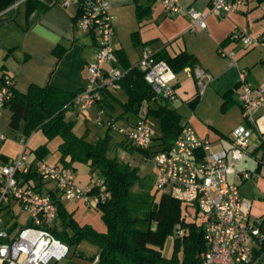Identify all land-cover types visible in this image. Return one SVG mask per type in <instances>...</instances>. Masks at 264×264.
<instances>
[{"label": "built area", "instance_id": "obj_1", "mask_svg": "<svg viewBox=\"0 0 264 264\" xmlns=\"http://www.w3.org/2000/svg\"><path fill=\"white\" fill-rule=\"evenodd\" d=\"M22 1L16 2L11 9ZM71 1L62 0V4L67 6ZM155 1L170 17L187 15L191 22L190 32L206 30L208 15L225 18L238 13L250 2L211 0L205 13L193 7L183 8L180 0ZM77 27L85 32L94 29L97 34L94 59L86 64L88 83L75 101L76 111L85 114L94 108L101 91L120 88L118 80L125 72L115 65L114 27L104 0L87 2ZM228 43L248 50L264 44V34L252 38L241 29H234ZM217 53L223 59L232 60L233 51H226L222 45L218 46ZM232 64L237 65L236 62ZM136 67L156 98L171 103L179 101L174 87L176 75L165 62L155 61L153 54L145 51ZM194 71L204 89L212 80L211 76L199 68ZM238 77V98L244 124L228 137L229 149L213 151L210 140L200 137L187 120L171 148L150 158L157 172V190L176 201L195 204L205 218L203 230L208 249L201 264H246L251 258L254 237L259 235L257 223L251 219V205L242 198L238 187L228 182L227 176L248 154L253 139L264 141V82L252 85L247 69H238ZM14 86V79L4 74L0 79V110L10 100ZM100 116L101 112H98L96 122L99 126ZM110 126L140 149H149L152 144L154 130L146 115L140 114L132 126ZM5 139L0 133V143ZM18 141L25 149V140ZM30 170L54 185L58 200L83 202L85 207L95 209L107 197L100 179L93 183L98 191L90 194V188L84 189L75 183L71 168L39 159L29 161L24 151L15 159L0 164V264H59L69 253V248L48 230L57 218L55 200L38 192L31 180L23 181L22 176ZM243 176L247 178V175ZM11 202L27 216V223L13 236L4 228L2 215L3 208ZM176 229L178 235H182L180 226Z\"/></svg>", "mask_w": 264, "mask_h": 264}, {"label": "trees", "instance_id": "obj_2", "mask_svg": "<svg viewBox=\"0 0 264 264\" xmlns=\"http://www.w3.org/2000/svg\"><path fill=\"white\" fill-rule=\"evenodd\" d=\"M18 1L21 0H0V25L10 21L16 22L21 8L26 17L35 10L45 11L48 8L43 0H24L16 8L11 9ZM76 1L80 11L72 20L75 27L86 3L96 0ZM254 1L256 5L264 3V0ZM135 2L138 18L142 21L148 17L150 10L140 4V0ZM88 32L97 38L94 29ZM229 36L230 34L226 43ZM133 41L137 44L138 38L134 36ZM65 52L66 49L60 45L53 50L57 63ZM114 53L115 65L118 67V63H121L117 55L119 52L114 50ZM153 58L155 61L165 62L174 73H179L187 67L194 68L196 65V59L185 52L175 56L155 54ZM121 70L125 75L118 80V84L119 90L126 95V101L120 103L123 110L120 117L125 119L127 114L138 117L140 114L146 115L157 123L158 133L154 135L149 149L136 147L122 135L124 141L118 146L130 152H137L148 160L155 154L171 148L183 126L182 116L176 108L170 107L171 102L154 96L137 67L125 66ZM78 93L64 92L47 83L44 87L31 86L26 94L13 89L11 98L5 105L10 112L11 130L17 131L21 123L25 122L27 127L40 129L48 141L59 138L61 142L57 146L56 164L72 170L75 164H86L90 168V173L92 175L96 173L97 179L102 181L107 194L105 201L95 208L101 213L105 226V230L100 232L90 224H79L73 217V211H68L63 204L64 201L57 199L54 185L51 183V187L48 186L50 182L43 181L30 170L22 176L23 181L31 180L38 192L49 195L56 203L57 218L48 227L50 233L64 243L69 251L74 249L73 256L84 260L80 264H201L208 249L203 230L205 220L203 219L201 223L195 219L187 220L191 215L189 209L194 211L195 217L198 215L203 217L197 206L176 201L162 193L156 198L155 194L145 190L137 167L109 156L112 135L117 132L112 130L110 125L115 123L106 118L107 112L102 109V104L99 107V103L104 100V95L105 98L115 97L110 89L101 91L93 108L96 114L101 112V125L98 126L106 128L105 134L97 136L94 141H89L86 135L77 136L74 133L75 122L67 119V113L76 111L75 101ZM228 94L223 96L227 100L223 103L222 110L228 108L230 100ZM199 100L200 95L196 94L188 102L189 107L194 110ZM144 103L146 109L141 112ZM32 152L35 159L45 160L49 149L47 144H43ZM97 191L98 188L90 187V194ZM255 222L259 235L254 237L251 258L246 264H260L264 259V220ZM176 226H180L182 235H178ZM170 236L173 237V254L167 258L162 255L161 248L165 239ZM83 241L94 246L96 252L86 255L78 250L79 244ZM96 258L97 261L94 262Z\"/></svg>", "mask_w": 264, "mask_h": 264}, {"label": "crops", "instance_id": "obj_3", "mask_svg": "<svg viewBox=\"0 0 264 264\" xmlns=\"http://www.w3.org/2000/svg\"><path fill=\"white\" fill-rule=\"evenodd\" d=\"M104 1L107 3V12L112 17L114 27L112 46L114 50L119 52L117 55L121 60V63H118V68L123 69L125 66L130 68L136 67L142 53L145 51L153 55L165 53L169 56L185 52L196 59L194 68L187 67L179 73H175V91L179 101L174 104L177 105L176 109L182 116V124H184L187 116V113L183 112V110L185 107H189L188 102L196 94L200 95L201 100L200 90H203V95L206 96L207 86L213 81L202 89L199 80L195 76L194 69L196 68L204 69L206 74L211 75L209 66L201 62V57L205 56L204 53L211 50L216 52L217 47L222 44L226 51L232 50L235 52L238 46L226 43L228 35L234 29H241L244 32L250 31L256 37L264 33V26L262 25H253L251 28L249 26L247 14L250 10V3H255L254 0H250L248 6L242 8L238 13L225 18H217L211 14L208 15L205 19L206 30H196L194 33H190L189 31L191 22L187 15L182 13L170 17L163 12L155 0H140V4L148 7L150 10L148 17L142 21L139 20L137 15L135 0ZM45 3L48 7L45 11L35 10L26 17L24 10L21 8L16 22L10 21L0 25V79L4 74L10 75L14 79L15 91L21 94H26L31 86L44 87L47 83L64 92H80L88 83L89 75L86 64L94 59L97 38L92 33L82 31L73 25L72 20L80 11V6L76 0H72L67 6L62 4V0H51L50 4ZM210 3L211 0H180V5L183 8L193 7L205 13L209 10ZM23 27H26V29H23ZM134 36L138 38L137 44L133 41ZM58 45L65 48L66 52L57 63L53 50ZM261 63H264V60H261ZM248 80L252 85L259 84L256 83L253 77L251 79L249 71ZM224 87L223 93H221L222 90L220 89L212 91V94L215 93L220 98L221 112L230 109V106L234 103L239 105L238 97L240 90L237 82L224 84ZM110 90L114 93L115 97H107V94V98H105L104 95V100L99 103V107L102 104V109H105V112H107L106 118L113 121L118 127H128L136 123L138 120L137 115L127 114L125 117L123 116L125 119L120 117L123 113L120 103L126 101V95L119 89ZM226 93H229L230 100H228V108L222 110V105L227 100L223 97ZM145 109L146 103L142 105L141 112L145 111ZM90 111H92L91 115L96 114L95 109H91ZM9 118L10 112L8 109L4 108L0 110V133L6 137L5 141L0 143L1 164L13 160V158H9L2 153L4 144L8 141V132L11 130L9 128ZM197 125L195 126L198 128ZM103 130L105 131L106 128H103ZM218 133L217 140H220L221 143L224 141L225 144L221 150L229 149L230 145L228 141L222 140L220 137L225 135L221 132ZM156 134L157 132L154 131V135ZM203 135L199 136L210 140L207 137L208 133ZM19 139H23V136L15 137L14 141L22 147V144L18 141ZM210 142L211 144L213 143L211 140ZM27 149L28 147L26 146L25 149L23 148V151L29 161L36 160L27 154ZM262 150H264V141L253 139L248 148V154L254 155L262 161L264 159V152ZM245 159L246 156L239 164H242ZM51 165H57L56 161ZM242 169L238 176H243V172L248 171V168L244 167ZM234 174L235 171L233 169L228 176ZM241 196L245 200L242 194ZM15 207L19 208L16 203H13L6 205L2 210L3 226L11 236L15 235L27 223L26 215L25 220L19 223V216L15 211ZM251 219L252 221L264 220V215L256 217L251 215ZM81 251L86 255L92 254L85 250ZM95 252L96 248L93 253ZM71 258L78 259L75 264L84 262L79 257L71 256ZM70 259L68 262L71 261Z\"/></svg>", "mask_w": 264, "mask_h": 264}, {"label": "rangeland", "instance_id": "obj_4", "mask_svg": "<svg viewBox=\"0 0 264 264\" xmlns=\"http://www.w3.org/2000/svg\"><path fill=\"white\" fill-rule=\"evenodd\" d=\"M247 16L250 28L253 25L264 26V3L260 5H256L253 2L250 3V10ZM198 31L205 30L199 29ZM245 33L252 38H257L256 35L252 34L250 31H245ZM204 54L205 56L201 57V62L204 65H208L211 69L210 76L213 81L211 80L212 83H210V81V84L207 83L208 89L205 93L206 96L203 95V90H200L201 100L194 110L189 107L184 108L183 112L187 113L184 122L190 120L191 126L200 136H204L203 134L208 133L207 137L213 141L211 148L213 151H218L223 149L225 145L224 141L221 143L220 140H217L219 135L218 132L224 134L225 136H220L221 139L227 140L229 143L228 137L234 130L244 124V119L241 108L236 103L232 104L227 111L221 112L220 98L216 96L215 93L212 94V91L214 92L216 89H220L222 90L221 93H223L225 90L223 89L225 88L224 84L234 83L235 81L238 84V69H247L251 79L253 77L256 80V83L264 81V63H261V60H264V44L248 50L238 46V49L235 52L233 51L231 61L221 58L217 51H206ZM232 62H237V65H230ZM201 71H204V69H201ZM170 107L175 109L177 108V105L172 103L170 104ZM91 112L92 111H88L85 114L76 111L70 112L67 113V119L75 122L74 133L77 136L86 135L89 141H94L97 136H103L105 131L103 130L104 127H99L97 125V114L91 115ZM150 121L153 130L158 133L157 123L151 118ZM119 123L117 124L120 125ZM195 123L198 124V128L195 126ZM17 136H23L25 145L28 147L27 154L31 156L32 159H35L32 151L43 144H47L49 153L46 156L45 161L49 164H54L55 161H57V146L61 142L60 139L54 138L48 141L40 129L27 127L25 122L21 123L20 128L17 131L10 130L8 132V141L4 144L2 149V153L7 157L15 159L23 152L24 146L21 147L14 141V138ZM123 141L124 139L121 135L113 133L109 156L117 158L120 162L128 163L133 167H137L140 178L143 180L142 183L144 184L145 190L150 191L152 194L156 195V198H159L161 192L156 188L157 172L154 170L150 159L145 160L139 153L130 152L129 150L118 146V144ZM249 152H251V150H249ZM262 152H264V150H262ZM259 161L260 160L254 155L247 154L246 159L242 164L234 166L235 174L228 176V181L232 184L234 183L238 187L239 192L252 206L251 215L255 217L264 215V159L260 162ZM244 167L248 168V171L243 172V175H247V178H244V176L241 175L238 176ZM73 173L75 183L83 184L79 186L84 189L93 187V183L98 177L96 173L93 175L90 173V168L86 164H75L73 167ZM51 185V183H48V186ZM134 190H136V187ZM11 204H13V202H11ZM63 204L68 211H73V217L79 224H90L94 229L100 232L105 230V226L101 219V213L96 209L85 207L83 202H64ZM15 211L19 216V223H22L25 220V213H21L20 208L17 207H15ZM189 212L191 215L187 218L188 221L195 219L196 222L201 223L203 219L205 220L201 215L195 217L192 209H189ZM77 249L93 253L95 247L88 242L83 241L79 244ZM161 252L162 255L167 258L173 254L172 236L165 239ZM73 253L74 249H70L67 257L63 258L59 264H75L78 259L71 258ZM69 259L71 261L68 262ZM260 264H264V259H262Z\"/></svg>", "mask_w": 264, "mask_h": 264}, {"label": "water", "instance_id": "obj_5", "mask_svg": "<svg viewBox=\"0 0 264 264\" xmlns=\"http://www.w3.org/2000/svg\"><path fill=\"white\" fill-rule=\"evenodd\" d=\"M44 2L51 3V0H43Z\"/></svg>", "mask_w": 264, "mask_h": 264}]
</instances>
